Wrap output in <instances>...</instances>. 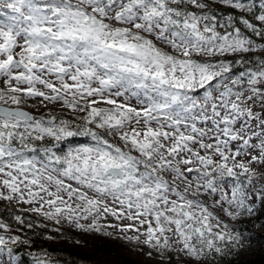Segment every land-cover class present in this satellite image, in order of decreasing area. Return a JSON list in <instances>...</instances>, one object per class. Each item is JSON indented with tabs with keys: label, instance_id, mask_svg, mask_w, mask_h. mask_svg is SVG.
Here are the masks:
<instances>
[{
	"label": "snow or ice",
	"instance_id": "1",
	"mask_svg": "<svg viewBox=\"0 0 264 264\" xmlns=\"http://www.w3.org/2000/svg\"><path fill=\"white\" fill-rule=\"evenodd\" d=\"M219 3L233 12L207 0H0V201L83 231L130 221L109 226L160 264L239 255L241 234L216 210L251 216L257 195L264 209V189L247 187L252 165L264 168V42L252 38L264 41V0ZM256 52L254 63L203 59ZM36 98L83 123L25 111ZM80 136L92 143L58 153ZM11 232L0 220L16 264L8 245L29 242Z\"/></svg>",
	"mask_w": 264,
	"mask_h": 264
},
{
	"label": "trees",
	"instance_id": "2",
	"mask_svg": "<svg viewBox=\"0 0 264 264\" xmlns=\"http://www.w3.org/2000/svg\"><path fill=\"white\" fill-rule=\"evenodd\" d=\"M207 2L212 5L213 11H215L218 16L231 14L233 12V10L220 4L219 0H207ZM249 35L251 34L249 33ZM252 38L256 40L257 43L264 42L261 41L259 37ZM242 58L254 63L257 59L261 58V55L249 53L244 54L243 57H230L227 61L231 62ZM246 66L252 67L253 64L249 63ZM243 70L244 68L239 65H233L232 74L239 73ZM57 117H59V115ZM59 118L67 119L63 116ZM73 123L81 124L83 122L76 123L73 121ZM36 143L39 145L45 142ZM89 143H92V141L87 137L80 136L69 138L61 142L59 148L56 150L58 153L63 154L66 148ZM255 209L256 212L253 215H242L243 217L236 225H230L231 229L234 230V234H241L243 248L239 250L240 254L236 255L235 250L228 253V249L225 248V252L228 253L227 255L221 256L217 254L215 257L209 256L205 264H264V209L261 208L259 195L258 206ZM15 215L17 214L0 204V220H3L5 223H10L12 228L17 227V223L14 220ZM257 230H263V232L261 234L256 233ZM73 243L74 245L72 246L61 244L56 238L53 239V243L50 244L36 243L32 244L30 247L16 248L14 251L19 255L23 264H33L31 254H38L41 252H46L48 254L50 257V264H150L132 259L116 244L102 240L94 233L85 237H77ZM248 246L252 247L247 249Z\"/></svg>",
	"mask_w": 264,
	"mask_h": 264
},
{
	"label": "rangeland",
	"instance_id": "3",
	"mask_svg": "<svg viewBox=\"0 0 264 264\" xmlns=\"http://www.w3.org/2000/svg\"><path fill=\"white\" fill-rule=\"evenodd\" d=\"M249 54V53H248ZM256 55H261V53L256 52L253 53ZM230 57H235L233 55L225 56V57H215V58H203L205 60H228ZM200 59V58H197ZM232 74V73H231ZM203 89L200 90L198 94H202ZM133 104H135V101H132ZM254 107H257V110H259V105H255ZM23 108L25 111H28L30 114L40 117V116H63L64 118H67L69 120L75 121L76 123L82 122L80 120H75L73 117V114L70 110L62 108L61 106H53L48 105L47 107L44 106V104L40 103V98L27 100V102L23 105ZM59 113V114H58ZM83 115V114H81ZM108 139H112L111 137H107ZM116 143H119V141H115ZM80 146V145H77ZM76 147V146H73ZM68 150V148L65 149V152ZM252 168L254 170L253 175V183L251 185H248L247 187L250 189V197L252 194L258 193L259 190L264 189V168H262L259 164L252 165ZM228 180L229 185L231 184V181L229 178H226ZM230 190V187H229ZM203 201L206 202L207 206L212 209L214 197L209 196L207 194H204L200 197ZM0 204L10 211L14 212L17 215L22 216V218L25 220L24 225L17 224L16 228H12V232L10 234L13 235H19L22 240H27L29 243L27 245L25 244H17L12 245L9 244L8 247H11L13 249L14 255H19L14 251L16 248H24V247H30L32 244L36 243H53V239H58V242L61 244H68V245H74L73 241L77 237H85L88 235H91L92 233L96 234L97 237H99L102 240L112 242L116 244L118 247L122 249L124 253H127L132 259L142 261L144 263H150V264H160V258L157 257L156 259H147L144 256L140 255L141 251H148L147 248H144L143 246L137 245L135 241H131L126 239V235H133V233H121L118 228L110 227L109 223H114V225L120 224L123 225V221H117L115 218L107 217L106 219L100 220V224L102 225L101 231H83L81 229L75 228L73 225L69 224L68 222H62L61 224L57 225L54 221H49L45 219L43 216H40L36 213H33L29 211L32 205H22V204H16V203H8L4 201H0ZM258 206V195L256 198V204L254 205V208ZM216 214L219 215L220 219L223 220L225 223L231 224H237L240 219L231 220L223 213L216 210ZM82 223H88V221H82ZM28 224H31L32 227H27ZM56 229H59L58 231ZM263 230H257L256 233H262ZM3 234V233H0ZM49 237H51L49 239ZM7 238V235H6ZM79 244V242H78ZM252 246H248L247 249H250ZM169 255L175 257V259L172 261V264H179V257H176L175 253H170ZM188 264H194V258L188 259ZM33 260V259H32ZM0 264H14L9 257L7 256L6 251L0 250ZM16 264H23L21 262V259L19 257V261L16 262ZM165 264H168L167 261H165Z\"/></svg>",
	"mask_w": 264,
	"mask_h": 264
},
{
	"label": "bare ground",
	"instance_id": "4",
	"mask_svg": "<svg viewBox=\"0 0 264 264\" xmlns=\"http://www.w3.org/2000/svg\"><path fill=\"white\" fill-rule=\"evenodd\" d=\"M256 109H257V107H255ZM257 111H259V110H257ZM125 223H130V221H123V223L122 224H125ZM109 224H112V225H114V223H109Z\"/></svg>",
	"mask_w": 264,
	"mask_h": 264
}]
</instances>
